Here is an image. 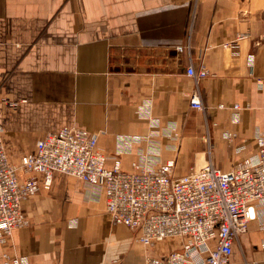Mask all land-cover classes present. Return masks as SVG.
Segmentation results:
<instances>
[{
    "label": "crops",
    "instance_id": "obj_1",
    "mask_svg": "<svg viewBox=\"0 0 264 264\" xmlns=\"http://www.w3.org/2000/svg\"><path fill=\"white\" fill-rule=\"evenodd\" d=\"M264 0H0V127L11 163L63 126L98 134L121 169L254 160L264 137ZM203 66L207 75L187 74ZM197 91L202 109L190 105ZM14 101L15 106L8 102ZM237 105V107H234ZM233 133L232 137H227ZM230 260L264 264V199ZM3 253L25 264H144L102 189L56 172L21 202Z\"/></svg>",
    "mask_w": 264,
    "mask_h": 264
},
{
    "label": "built area",
    "instance_id": "obj_2",
    "mask_svg": "<svg viewBox=\"0 0 264 264\" xmlns=\"http://www.w3.org/2000/svg\"><path fill=\"white\" fill-rule=\"evenodd\" d=\"M258 44L264 45V35ZM186 72L195 79L207 75L203 66L198 71L188 66ZM189 102L202 109L197 91ZM2 133L0 127L1 245L27 224L21 202L48 190L52 175L60 172L99 186L113 222L133 230L138 243L158 250L146 255L144 264H247L232 262L230 254L233 242L257 217L255 202L264 199V137L256 139L254 160L242 158L229 170L205 160L175 176L172 159L156 168L134 162L135 170L124 171L116 157L107 166L98 134L75 126L45 133L17 166L8 158ZM262 219L264 229V214ZM25 262L23 256L3 253L2 264Z\"/></svg>",
    "mask_w": 264,
    "mask_h": 264
},
{
    "label": "rangeland",
    "instance_id": "obj_3",
    "mask_svg": "<svg viewBox=\"0 0 264 264\" xmlns=\"http://www.w3.org/2000/svg\"><path fill=\"white\" fill-rule=\"evenodd\" d=\"M152 250H153L155 253L158 251V250H156V249H153V248H152Z\"/></svg>",
    "mask_w": 264,
    "mask_h": 264
}]
</instances>
